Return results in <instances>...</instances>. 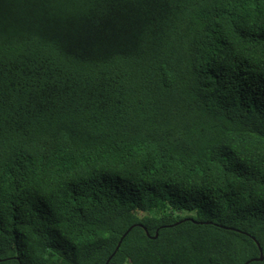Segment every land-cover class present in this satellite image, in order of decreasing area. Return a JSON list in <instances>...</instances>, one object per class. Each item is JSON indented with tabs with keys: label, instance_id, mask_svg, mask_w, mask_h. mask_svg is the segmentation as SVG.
Returning <instances> with one entry per match:
<instances>
[{
	"label": "trees",
	"instance_id": "16d2710c",
	"mask_svg": "<svg viewBox=\"0 0 264 264\" xmlns=\"http://www.w3.org/2000/svg\"><path fill=\"white\" fill-rule=\"evenodd\" d=\"M0 264H264V0H0Z\"/></svg>",
	"mask_w": 264,
	"mask_h": 264
},
{
	"label": "water",
	"instance_id": "95a60500",
	"mask_svg": "<svg viewBox=\"0 0 264 264\" xmlns=\"http://www.w3.org/2000/svg\"><path fill=\"white\" fill-rule=\"evenodd\" d=\"M123 239V238H122ZM122 241V240H121ZM121 243V242H120ZM120 243H119V245H120ZM119 245L117 246V249L119 248ZM110 259V258H109ZM109 261V260H108ZM258 261H263V257L261 256L259 259H258ZM108 263V262H107Z\"/></svg>",
	"mask_w": 264,
	"mask_h": 264
}]
</instances>
